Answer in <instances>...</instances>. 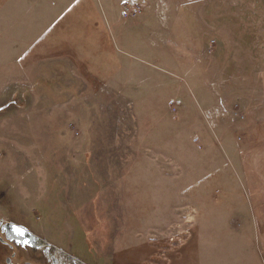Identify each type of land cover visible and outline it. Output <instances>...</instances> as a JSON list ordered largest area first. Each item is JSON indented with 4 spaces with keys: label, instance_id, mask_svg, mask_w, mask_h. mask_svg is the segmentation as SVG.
Wrapping results in <instances>:
<instances>
[{
    "label": "rangeland",
    "instance_id": "374dc122",
    "mask_svg": "<svg viewBox=\"0 0 264 264\" xmlns=\"http://www.w3.org/2000/svg\"><path fill=\"white\" fill-rule=\"evenodd\" d=\"M3 31L0 222L80 264H264V0H0Z\"/></svg>",
    "mask_w": 264,
    "mask_h": 264
},
{
    "label": "flooded vegetation",
    "instance_id": "af4514ba",
    "mask_svg": "<svg viewBox=\"0 0 264 264\" xmlns=\"http://www.w3.org/2000/svg\"><path fill=\"white\" fill-rule=\"evenodd\" d=\"M0 247L9 251L12 256L24 259L25 262L40 259L45 264H65L67 262L80 264L51 248L38 237L30 240L24 235H19L3 222H0ZM0 264H11V261L6 262L4 257H0Z\"/></svg>",
    "mask_w": 264,
    "mask_h": 264
},
{
    "label": "water",
    "instance_id": "95a60500",
    "mask_svg": "<svg viewBox=\"0 0 264 264\" xmlns=\"http://www.w3.org/2000/svg\"><path fill=\"white\" fill-rule=\"evenodd\" d=\"M6 226H8V228H11L12 230L14 229V228H19V227H17V226H14V225H11V224H5ZM20 229V228H19ZM23 230V229H22ZM14 231V230H13ZM23 235L25 236V237H27L28 239H34V238H36L32 233H30V232H28V231H26V230H23ZM8 239H9V237H8Z\"/></svg>",
    "mask_w": 264,
    "mask_h": 264
},
{
    "label": "crops",
    "instance_id": "0c3cea01",
    "mask_svg": "<svg viewBox=\"0 0 264 264\" xmlns=\"http://www.w3.org/2000/svg\"><path fill=\"white\" fill-rule=\"evenodd\" d=\"M3 39H6V32H0V40H3ZM20 177H19V179H18V181H20ZM35 236V235H34Z\"/></svg>",
    "mask_w": 264,
    "mask_h": 264
},
{
    "label": "snow or ice",
    "instance_id": "6c2138e0",
    "mask_svg": "<svg viewBox=\"0 0 264 264\" xmlns=\"http://www.w3.org/2000/svg\"><path fill=\"white\" fill-rule=\"evenodd\" d=\"M15 232H17L19 235H23V230L19 228H14L13 229Z\"/></svg>",
    "mask_w": 264,
    "mask_h": 264
}]
</instances>
